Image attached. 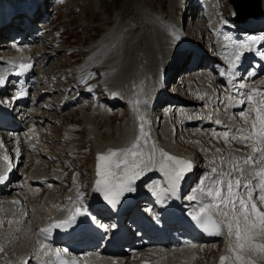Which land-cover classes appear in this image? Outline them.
<instances>
[{
	"label": "bare ground",
	"instance_id": "obj_1",
	"mask_svg": "<svg viewBox=\"0 0 264 264\" xmlns=\"http://www.w3.org/2000/svg\"><path fill=\"white\" fill-rule=\"evenodd\" d=\"M11 1L13 0L0 1V13L5 12L7 8H11L12 6L30 4V12L31 10H34L33 15H38V13L35 12V9L33 7V9L31 8V5L36 4L38 0H14L15 4ZM231 9L232 8H230V12L233 14V10ZM211 10L212 7L207 5L206 13H209V20L213 21L212 27L216 29L218 26L215 18L211 17ZM254 20L255 19H251L250 22ZM132 21L138 24L139 27L127 34L124 32L126 31V29H124L125 26L116 21L115 24L109 28L108 32L103 35L99 42L90 49L89 59L106 67L107 70L103 74L104 79L102 81L106 91H115L119 99L127 97L130 101L129 103L131 104L132 111H135L134 114L122 124L120 134L117 135L116 140L111 137L110 123L104 125L103 130L108 135V138L105 139L104 133L99 129L93 116L87 112L83 113L84 115L81 113V116L87 138L93 145V162H95L97 151L107 153L109 150L129 149L137 142L138 147L135 151L141 154L144 160H147L150 155L154 154L155 164L146 170L141 178L135 181V183L146 184L147 180L150 178H158L157 176L159 174L168 179L165 172L160 169L161 149L170 155L182 159L185 154L181 153L178 146H176V139L173 141L174 131L173 129H170L171 127L169 125L170 119L173 121V111L170 112L171 114L166 123L161 125V137H155L151 133L150 121L147 120V107L144 97L151 89V86L154 85L153 81H155L156 76L160 75L163 70H165L164 61L171 58L173 53H175L174 41L170 36L171 33L168 32V34L167 29L164 28V25L173 24V20H167L161 12L154 13L153 10L147 8L143 4H137L133 8ZM175 28L179 29V26L177 25ZM246 30L250 32L264 33L263 27L256 30H252L248 27ZM237 37L241 36L238 35ZM262 41H264V38L260 40V42ZM7 43H9V46L12 48L17 47L14 39H9ZM24 43L25 42H22L21 44V51L10 53V55H8L9 53L7 52L5 53V61L7 64L0 61V77H3L4 80L7 78L12 66L15 65L13 59L17 57L33 58L32 46H27V44L23 45ZM4 46L5 44L0 45V47ZM250 46L251 44L249 42L235 45L225 38H220L216 43V51L221 58V61H224L231 54L237 53V55L240 56V52L247 50ZM2 50L3 49H0V51ZM90 60H86L83 65L78 67L77 72L80 73L83 68H86L87 65L90 64ZM180 63L181 62L179 61L173 63L171 66L172 68L170 67L166 69L168 71L167 73L169 75L172 74L175 68L177 69L181 67L179 65ZM216 64L219 67L222 66L220 62H211L210 64H204L203 66L197 64L196 69L188 72L190 75L201 73L203 76L210 78V81H203L202 91L208 96V99H211V102L207 99H203V108L199 110L189 102L182 101L180 104L175 105L181 110L180 119L187 125L197 121L200 122L205 116L209 117L206 119V122H208L212 117L220 115V111L215 110L213 106L216 101L220 103L223 98L219 100L216 98L217 90L216 92L215 90L213 91V85L211 83V75L214 71L209 70L210 65ZM29 85L35 88L36 81L31 80ZM249 90L250 95L252 94L253 104L251 106L249 105L243 111L248 115V123H246L245 126L251 125V121L255 118V110L260 107V102L264 101V81H261L259 85H250ZM41 98L43 97L36 98L37 103L43 100H41ZM44 98H47L46 95H44ZM37 103L31 105L28 112L32 111L33 108L37 106ZM252 112L254 114L253 116H251ZM195 113H198V115L195 116ZM107 115L108 112L101 113V120H109V118H107L109 115ZM239 116L240 113H233L230 117L222 114L223 119H232L233 121ZM28 118L30 123L26 128L21 129L17 126L10 128V131L17 133L11 141L15 145V150L20 152L18 166H20V168L25 167V169L27 166L30 168L28 169V172H24L23 179L18 188L19 192L17 193H20L23 198L21 204H17L18 208H16L15 205H9V200L14 198L8 197V194H6L3 188L0 189V249H2L0 250L2 251L0 252V264H21L23 259L28 255H31L33 259H35V257L38 258L40 254L38 252V247L40 244H45L47 248L53 245L51 242L45 241L47 240L48 233H42L40 230L49 227V225L59 221V219H68V217L75 211L72 206H75L73 203L76 200L78 191L77 187L71 188L68 193H65L63 200L58 201L55 193H42L46 191L45 187L55 185L52 180L55 179L61 183L63 181V175L57 170L46 171L47 169L39 164L40 159L37 148L39 144H41L40 132L33 121L35 117L30 115ZM141 125H143V132H141ZM186 127L194 130V132H199V128H196L193 124H189ZM250 127L251 126L246 129ZM230 131L231 129L217 131L212 135L216 136L219 134L220 138H223V134L225 132L230 133ZM74 134V130L66 127L64 137L65 139L70 140L68 141L70 146L75 142V138L72 137ZM28 137H33V139L29 141ZM7 143L8 141L5 139L0 141V154L3 155L9 150L10 147ZM3 146L5 147L3 148ZM245 147L244 144L238 142L234 147H231V154H222L223 150H220L219 153H210L209 149L204 150V155L211 160L212 166L216 171L213 173L208 186H203L201 189L198 188L196 191L197 193H195L194 196H197L200 199L208 198L210 203L211 198L207 193L209 189H214L216 187L215 182L217 180L227 181L230 178L233 179L232 177L234 176L235 179L243 177V181L247 182L248 179L251 178L250 173L258 170L260 167L256 165L253 170L245 169L243 164L244 157L251 152V147H248L246 150ZM30 152H33V156H35V163L33 166L28 163V153ZM129 159H131V157H129ZM235 163L241 165L244 169L243 173L233 171V165ZM90 172L95 175V164H92ZM37 180H39V182H36ZM191 180V177H184L183 181H187V184H189ZM17 181L15 180L13 183ZM149 191L156 194L154 188ZM243 193L244 192H241V194ZM41 195L44 196L40 200ZM76 208H78V206ZM24 211L27 212L26 219H23L22 217ZM218 218L226 219L223 216ZM39 232L42 234L40 235ZM221 236L224 237L226 243L221 254L218 256H231L232 254L228 250L230 239L226 230ZM254 242L264 243V236H257ZM144 247L145 245L141 244L132 245L129 252L130 254H128L129 259L127 261L125 259L126 255L124 254V251L118 249L107 250L106 254L103 253L102 258L94 264H140L138 261L141 257L138 256L137 253L143 250ZM196 252L198 251L194 250V253ZM42 254L45 255V252H42ZM239 254L245 257V259L250 257L252 264H264V255L260 253L252 255L248 252H240ZM151 258L153 259V264H194L196 261L193 250H187L186 255L183 257V261L177 258L175 252H167L161 254L157 258ZM113 259L116 260L113 261ZM225 264H229V262L226 261ZM235 264H239V262H235Z\"/></svg>",
	"mask_w": 264,
	"mask_h": 264
},
{
	"label": "rangeland",
	"instance_id": "obj_2",
	"mask_svg": "<svg viewBox=\"0 0 264 264\" xmlns=\"http://www.w3.org/2000/svg\"><path fill=\"white\" fill-rule=\"evenodd\" d=\"M11 2L15 4L14 0ZM184 3L186 9H182ZM137 4H143L153 10L154 13L161 12L167 20L172 19L173 24L164 25L167 33L175 30L177 25L180 26V23L186 24L187 31L191 32L194 37L196 36L198 42L205 44L206 48L211 51L216 50V43L221 34L212 27L210 20L202 18L207 5L209 7H211L210 4L212 5L215 20L220 31L224 33L223 35L227 34L234 38L237 33L241 32L240 29H236L237 25L230 19L228 0H46V6L38 12L39 27L31 28L29 35H33V43L30 45L36 54L35 78L40 85L35 91V96H40L47 91L51 93L46 95L47 98L42 96L41 100H43L39 103L37 117H35L41 130V145L39 144L38 147L39 159L41 158L40 164L48 171L55 169L63 173L64 179L63 184L50 186L43 193H55L57 201L62 200L65 193H68L73 187H80V192L85 195L88 194L91 183L90 169L93 163V145L89 142L86 131L82 128L81 113L84 115L83 113L87 112L94 117L99 129L104 133L105 139L108 138V135L103 130L104 125L110 123L111 137L114 140L120 134L122 124L129 118L125 111L121 115L119 114V108L122 105L117 101V97H109L106 101H99L100 98L81 95L78 101L69 105L72 99L77 98V93L67 94L66 92L67 89L74 86V82L71 81L73 68L70 64L77 63L80 65L86 60H90L89 49L99 42L116 21L125 26L126 31L124 32L126 34L138 28V24L132 21L133 8ZM262 6L264 9V2ZM175 11L180 16L178 19L180 23L175 17ZM66 30L69 33H66ZM69 51L72 52L69 53ZM216 60H220L216 54H209L204 59L206 63L216 62ZM188 69L190 68L187 67L186 62H183L176 71H188ZM93 75L95 80L99 76L98 73ZM191 76L187 74L185 77L187 83L176 86L182 96L181 99L172 100V104L178 105L182 102L181 100H184V102L192 103L196 108H200L199 105L201 106L204 95L190 93L189 89L199 87L201 81L197 77ZM213 83L219 90L220 86L216 85L215 78ZM172 87L175 88V84H172ZM200 87H202L201 84ZM62 88L63 91L61 92ZM42 105L48 108L41 110ZM105 112H109V117H107L109 120H101V113ZM175 115L179 117V112H176ZM157 116H159L161 123L167 120V115L162 111H159ZM69 123H74L79 127L75 134L78 152L72 156H69L70 145L64 137V127L68 126ZM74 124H72L73 129L76 127ZM178 131V149L180 148L181 152L193 151L200 156L205 147L212 145L218 150L219 146H222L219 140L216 142L205 136L207 135L206 132V134L203 133V137L198 138L197 134L183 125H180ZM64 140L65 142H63ZM224 146L227 147V144ZM34 161L35 157L30 156L29 164L33 166ZM200 163L204 169L207 168L206 165L210 164V162L204 163L201 160ZM28 168L30 167L28 166ZM197 175L203 178L200 186L207 185L212 177V174H208L202 169L198 171ZM76 176H78L77 185H72L71 183ZM193 181H196V175ZM155 184V180L147 182L148 186ZM17 192H12L9 196L20 195ZM43 196L41 195L40 200ZM220 249L221 244L218 248H216L215 243H209L207 246L203 244L197 254L196 264H213ZM125 259L127 261V257Z\"/></svg>",
	"mask_w": 264,
	"mask_h": 264
},
{
	"label": "snow or ice",
	"instance_id": "obj_3",
	"mask_svg": "<svg viewBox=\"0 0 264 264\" xmlns=\"http://www.w3.org/2000/svg\"><path fill=\"white\" fill-rule=\"evenodd\" d=\"M239 57H237L238 59ZM30 65H22L26 69ZM223 74V73H222ZM5 83L4 78L0 77V86ZM21 92L19 95H23ZM16 98H19L17 96ZM252 97L249 96L248 100ZM240 117L245 123H248V115L243 111ZM241 133L239 142L245 146L251 147V152L244 157V164L256 167L255 157L258 154L261 162H264V101L260 102V107L255 110V118L251 121V127L248 129L240 128ZM143 132V125H141ZM225 140L228 139V133L223 134ZM232 140L238 137L232 136ZM138 142L133 144L129 149L109 150L107 154L97 156V177L95 191L103 194L104 199L113 207L119 203L120 197L125 192L134 191L133 184L135 181L155 164L154 154L144 160L141 154L135 149ZM219 151V149L217 150ZM160 169L165 172L168 178V186L163 192L175 195L180 182L184 176L192 170L193 164L190 161L160 150ZM131 157V159H129ZM3 161L8 164V170L11 168L8 156L2 157ZM215 171V169H213ZM233 171L243 173L244 169L239 163L233 165ZM251 178L247 183L243 177L233 179L217 180L216 187L209 189L207 195L211 198L210 203H203L198 209H194L192 219L197 221L201 227L210 235H222L225 230L230 239L229 252L231 256H222L220 264H252L251 258L245 259L240 252H248L252 255L260 253L264 255V243H255L257 236H264V167L250 173ZM7 179L6 174H0V183ZM258 182V187L253 184L252 180ZM244 193H240V189ZM161 195V192H157ZM195 199V197H190ZM218 201V203H217ZM84 214L81 208L75 211L66 220H60L41 229L42 233H50L53 228H65L70 226L75 218ZM226 219H219L218 217ZM47 246L41 245L40 250L45 254ZM2 250V249H0ZM67 253V249L63 250ZM234 257V260H233ZM57 264H76L75 260H64L60 257V250H56ZM22 264H27L26 261Z\"/></svg>",
	"mask_w": 264,
	"mask_h": 264
},
{
	"label": "water",
	"instance_id": "obj_4",
	"mask_svg": "<svg viewBox=\"0 0 264 264\" xmlns=\"http://www.w3.org/2000/svg\"><path fill=\"white\" fill-rule=\"evenodd\" d=\"M229 2L234 6L236 11L256 9L257 13L260 11V2L261 0H229ZM250 7V8H249ZM242 8V9H241Z\"/></svg>",
	"mask_w": 264,
	"mask_h": 264
},
{
	"label": "trees",
	"instance_id": "obj_5",
	"mask_svg": "<svg viewBox=\"0 0 264 264\" xmlns=\"http://www.w3.org/2000/svg\"><path fill=\"white\" fill-rule=\"evenodd\" d=\"M66 32H67V33H69V31H68V30H66Z\"/></svg>",
	"mask_w": 264,
	"mask_h": 264
}]
</instances>
